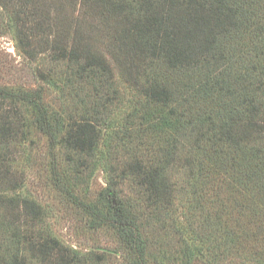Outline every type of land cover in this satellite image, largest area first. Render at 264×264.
Returning a JSON list of instances; mask_svg holds the SVG:
<instances>
[{
  "label": "trees",
  "instance_id": "trees-1",
  "mask_svg": "<svg viewBox=\"0 0 264 264\" xmlns=\"http://www.w3.org/2000/svg\"><path fill=\"white\" fill-rule=\"evenodd\" d=\"M40 1L0 0V4L9 11L12 29L20 26L34 33L37 26L40 30L47 24ZM88 1L115 13L121 24V45L130 49V58L143 69L146 84L139 91L142 100L126 115L123 129L132 130L128 124L133 120L149 122L156 114L169 126L155 158L128 162L131 174L146 190L147 202L156 209L170 208V172L184 151L188 149L187 165L196 163V184L207 179L213 169L210 158L215 169L224 170L229 177L232 189H243L251 205L247 222L242 224L240 216L228 228H213L222 236L218 247L232 248L233 255L239 250L246 254L255 250L254 257L264 255V0ZM51 52L48 58L60 85L53 90V103L45 89L0 87V100L18 103L30 114L26 123L18 119V125L16 120L0 126V144H5L2 138L8 143L27 141L25 129L44 134L56 189L88 216L90 227L117 232L130 264H150L148 243L111 185L116 175L96 200L88 202L78 194L82 171L77 164L68 171L59 170V148L72 153L67 160L73 163L80 162L73 154L85 155L88 161L101 156L113 173L115 149L125 139L126 146L131 145L132 133L116 129L112 122L117 91L110 69L100 57L81 50L55 46ZM100 131L104 132L101 150ZM132 154L129 156L134 159ZM22 202L24 213L9 214L8 209L15 210L19 199L5 197L0 187V264L99 261L97 256L66 248L52 235L42 208ZM182 228L179 233L187 235L185 254L191 257L198 247L202 250L218 242L215 237L210 241L204 228Z\"/></svg>",
  "mask_w": 264,
  "mask_h": 264
},
{
  "label": "rangeland",
  "instance_id": "rangeland-1",
  "mask_svg": "<svg viewBox=\"0 0 264 264\" xmlns=\"http://www.w3.org/2000/svg\"><path fill=\"white\" fill-rule=\"evenodd\" d=\"M40 8L47 24L40 30L35 26L33 33L20 26L12 29L9 11L0 4V87L30 91L45 89L50 95L48 100L53 103V90L60 85L54 80L55 66L48 58L51 51L55 46L68 51L81 50L86 55L100 57L108 65L117 91L112 122L116 129L132 133L131 145L126 146L128 140L125 139L115 149L111 161L113 173L101 156L88 161L85 155L73 154L75 159L80 157V162L73 163L67 160L69 155L72 156L71 152L65 148L58 149L59 170L68 171L77 164L82 171L78 188L81 198L88 202L96 200L99 193L108 187L111 176L116 175L111 185L131 211L148 243L150 264H264V255H251L255 250L247 254L239 250L233 255L232 248L218 247L222 236L213 228L217 225L228 228L240 216L242 224L247 222V208L251 205L243 189H232L224 170L215 169L214 160L208 159L213 168L208 178L196 184L193 173L196 163L189 166L185 162L187 149L170 172V208L156 209L147 202L146 190L138 184L136 175L131 174L128 162L155 158L167 138L169 126L162 124L156 114L149 122L133 120L128 124L132 130L123 129L126 115L142 100L139 91L146 80L141 63L133 62L130 49L121 45V24L115 13L97 8L88 0H41ZM14 31L17 36L19 34L17 38ZM27 41L30 46H27ZM50 81L52 84L48 85ZM29 118L26 107L0 100L1 127L3 124L7 127L9 122L16 120L18 125V119L26 123ZM148 127V130L138 132ZM25 132L27 141L8 143L2 138L5 144H0L3 151L1 191L9 199H19L15 210L8 209V213H24L22 201L34 202L42 208L52 235L66 248L97 256L99 261L96 264H130L129 254L117 232L107 227H90L88 216L56 189L47 137L33 128L25 129ZM100 135L98 148L101 150L104 132L102 135L100 131ZM131 153L134 159L130 158ZM182 227L186 231L204 228L210 241L215 237V242H218L216 245L209 243L202 250L198 247L191 257L189 253L185 254L187 235L179 233ZM256 250L260 249L257 247Z\"/></svg>",
  "mask_w": 264,
  "mask_h": 264
}]
</instances>
